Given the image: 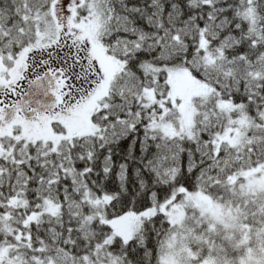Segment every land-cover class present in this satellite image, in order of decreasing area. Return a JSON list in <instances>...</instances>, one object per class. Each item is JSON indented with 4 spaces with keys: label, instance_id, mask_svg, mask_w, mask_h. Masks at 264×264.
I'll return each instance as SVG.
<instances>
[{
    "label": "snow or ice",
    "instance_id": "1",
    "mask_svg": "<svg viewBox=\"0 0 264 264\" xmlns=\"http://www.w3.org/2000/svg\"><path fill=\"white\" fill-rule=\"evenodd\" d=\"M0 264H264V0H0Z\"/></svg>",
    "mask_w": 264,
    "mask_h": 264
}]
</instances>
